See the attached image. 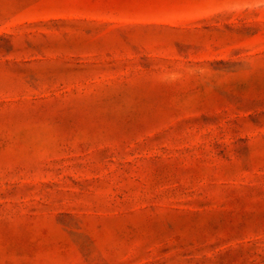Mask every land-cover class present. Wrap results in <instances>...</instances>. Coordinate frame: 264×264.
<instances>
[{
	"label": "rangeland",
	"instance_id": "rangeland-1",
	"mask_svg": "<svg viewBox=\"0 0 264 264\" xmlns=\"http://www.w3.org/2000/svg\"><path fill=\"white\" fill-rule=\"evenodd\" d=\"M0 264H264V0H0Z\"/></svg>",
	"mask_w": 264,
	"mask_h": 264
}]
</instances>
